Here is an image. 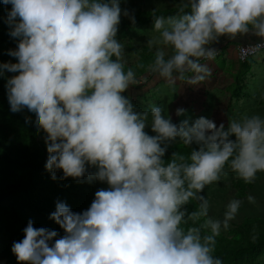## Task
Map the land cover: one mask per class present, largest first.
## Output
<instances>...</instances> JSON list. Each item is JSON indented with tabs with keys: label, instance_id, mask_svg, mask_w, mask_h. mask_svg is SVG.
Masks as SVG:
<instances>
[{
	"label": "clouds",
	"instance_id": "1",
	"mask_svg": "<svg viewBox=\"0 0 264 264\" xmlns=\"http://www.w3.org/2000/svg\"><path fill=\"white\" fill-rule=\"evenodd\" d=\"M3 4L11 5L6 23L18 38L9 50L17 62H0V76L5 70L18 73L5 85L11 111L26 110L35 131L46 134L45 167L53 179L62 170L63 178L87 176L108 185L82 212L56 202L50 218L64 229L62 236L29 220L24 238L12 246L18 261L223 264L213 255L217 237L237 217L242 201L231 199L220 219L209 215L210 201L201 193L221 179L226 166L248 182L264 172V116L233 118L225 127L203 115L176 123L161 105L136 110L124 93L137 76L132 68L125 70L124 45L117 39L122 13L133 23L135 16L121 8V0ZM154 28L158 35L149 44L160 47L150 71L170 85L177 80L195 85L211 75L201 61L216 56L209 47L213 41L250 32L264 38V0H185L175 14L156 16ZM261 47L264 40L249 45ZM185 112L176 109L178 116ZM149 125L155 134L146 131ZM177 138L190 153H173L165 161ZM191 200L199 207L186 216L182 206ZM201 217L202 225L182 227Z\"/></svg>",
	"mask_w": 264,
	"mask_h": 264
},
{
	"label": "rangeland",
	"instance_id": "2",
	"mask_svg": "<svg viewBox=\"0 0 264 264\" xmlns=\"http://www.w3.org/2000/svg\"><path fill=\"white\" fill-rule=\"evenodd\" d=\"M184 2L185 0H121V8L128 9L132 14L135 11L142 10L175 9L181 7ZM6 8L10 9L11 5L5 6L3 0H0V9L3 10L0 25L8 33L11 49H15L18 46V38H14L9 34V25L6 23ZM122 16L129 17L123 15V13ZM155 35H158V33L154 28V20L145 26L128 27L125 30H119L117 39L124 45L123 63L133 65L139 58L137 54L132 53L130 47L137 50L144 47L156 50L157 47H160L159 45L153 46L149 44L150 39ZM229 37L224 35L218 40L223 41ZM218 40L213 41L209 47L217 44ZM235 50L236 45L231 44L223 52L230 54L232 57L235 55ZM168 54H171L170 49L168 50ZM250 60L247 64H241L238 61V64L235 65L238 76L235 79V84L232 86L229 85L232 78L225 77L224 71H221L217 66L220 59L215 58L214 60L202 62L209 65L213 76L210 75L206 80L198 84L192 85L186 80H177L175 85H170L165 78L160 77L157 73L150 72L148 78L141 80V84L130 85L124 94L130 97L138 111H150V107L153 104L161 105L176 123L186 118H191L190 122H194L196 118L203 115L214 119L217 126L223 122L225 127H227L233 118H240L251 114L264 116V51L258 53ZM179 107L185 108L186 112L178 116L176 109ZM0 115H2L1 108ZM18 129L15 125L14 130ZM5 131L9 138L14 137L9 125L5 127ZM146 131L150 134H155L152 132L150 125L146 128ZM181 144L183 143L179 138L170 142L165 155L169 156L170 151L174 149L173 147L180 146ZM183 147L185 149L183 148V150H177L173 153L188 155L191 151L190 147L186 145ZM191 147L197 146L192 145ZM236 180L248 182L236 175L230 167L226 166L221 179L213 182L211 185H206L201 194L210 201L209 215L220 219H223L226 205L231 199L238 198L242 201L237 217L231 222L230 227L222 230L221 234L217 237V241H220L222 244L239 249L254 240V237L256 238L258 235L264 234V172H258L255 179L248 182L252 187L248 188L242 197L233 186ZM101 183L100 188L108 187L105 182ZM76 184L79 185L78 182ZM98 189H93L91 193L92 200H94L95 192ZM249 195L254 197V199L250 201L248 199ZM191 201H197L199 205L198 200ZM6 206L9 207L11 212L10 217L12 218L13 212L11 211V207L7 204ZM188 214L190 213H186V216ZM203 220V217L195 221L188 220L187 225L188 227L193 224L200 226L203 224ZM17 228V224L12 221L1 225L0 243L7 245L11 251L15 242L11 239L12 231ZM207 231L208 229H202L204 233ZM221 260L223 264H264V244H261L252 252L242 253L237 259L222 258Z\"/></svg>",
	"mask_w": 264,
	"mask_h": 264
},
{
	"label": "trees",
	"instance_id": "3",
	"mask_svg": "<svg viewBox=\"0 0 264 264\" xmlns=\"http://www.w3.org/2000/svg\"><path fill=\"white\" fill-rule=\"evenodd\" d=\"M180 7L175 9H158V10H142L135 11L132 14L135 16L133 23L129 17L121 15L119 30H125L128 27H138L150 24L159 15L175 14ZM3 15V10L0 9V19ZM238 42H244L243 36H246V42H257L264 38L257 37L252 33L237 35ZM231 36L221 43L222 47L227 46L231 42ZM241 43V44H242ZM219 50L218 46H211ZM11 49V41L7 31L0 25V62H17L16 57L9 54ZM132 53L138 55L135 63L125 65V70L132 68L137 76L135 84H141V80L149 77V65L154 61L155 51L150 47H144L140 50L130 47ZM251 61V60H250ZM246 63L241 64H247ZM12 73L5 70V75L0 76V233L1 225L8 221L17 224L18 228L12 231L11 239L13 241L22 240L24 238V228L29 220L34 222L35 227H45L55 229L59 235L64 234V229L50 218V214L55 211L56 202L62 200L66 202L73 211L82 212L87 209L92 200L93 189H98L101 186V181L89 180L87 176L81 180H76L72 177L63 178L62 170L56 173V178L53 179L52 174L46 169V161L48 158L47 145L45 143V133L43 130L36 132L34 125V117H31L26 110L12 112L7 98V89L5 87L7 79ZM9 125L12 135L9 138L6 135L5 127ZM19 129L14 130V126ZM185 145L173 147L170 155L164 157L165 161L171 160L172 153L177 150H183ZM182 147V148H181ZM79 183V185L76 184ZM234 188L242 197L246 190L252 185L248 182L236 180ZM9 205L11 207L12 218L10 217ZM187 209V213H191L198 209L197 201H189L188 204L182 206ZM11 218V220H9ZM188 223L182 224L186 229ZM264 244V234L258 235L254 240L247 243L245 247L234 249L227 244H222L216 241V248L213 255L216 257L237 259L242 253L252 252ZM0 264H26V262L18 261L16 255L11 249L0 243Z\"/></svg>",
	"mask_w": 264,
	"mask_h": 264
},
{
	"label": "crops",
	"instance_id": "4",
	"mask_svg": "<svg viewBox=\"0 0 264 264\" xmlns=\"http://www.w3.org/2000/svg\"><path fill=\"white\" fill-rule=\"evenodd\" d=\"M230 39H231V42L225 47H222L221 43L224 42L226 39H224L223 41L218 40L217 44H214L213 46H218V45L220 46L219 50H217L218 55L215 57V58L220 59L217 66L219 67V69H221V71H224L223 73L225 74L226 78H232L231 83L229 84L232 86L233 84H235V79L238 76V72L235 69V65L238 64V60H237V56H236V50H235V55H233L232 57L230 56V54H226L223 51L225 49H227L228 46L231 44H234L237 47L242 42L241 43L238 42V40H239L238 36L231 37ZM243 39H244V42L242 44H245V42L247 41L246 36H243L242 40ZM214 59H212V60H214ZM211 75L213 76V73H211ZM214 77H217V76H214Z\"/></svg>",
	"mask_w": 264,
	"mask_h": 264
},
{
	"label": "built area",
	"instance_id": "5",
	"mask_svg": "<svg viewBox=\"0 0 264 264\" xmlns=\"http://www.w3.org/2000/svg\"><path fill=\"white\" fill-rule=\"evenodd\" d=\"M261 41V40H260ZM260 41H257V42H248V43H245V44H240L236 47V56H237V60L240 62V63H246L247 61H249L250 59H252L255 55H257L258 53L264 51V47H261L258 51L256 50H252L249 48V45H252V44H256ZM248 48V52L245 53L244 49ZM218 55V53L216 54V56ZM215 56V57H216ZM214 57V58H215ZM213 58V59H214ZM212 59H208V60H204L202 59L201 62H206V61H210Z\"/></svg>",
	"mask_w": 264,
	"mask_h": 264
}]
</instances>
